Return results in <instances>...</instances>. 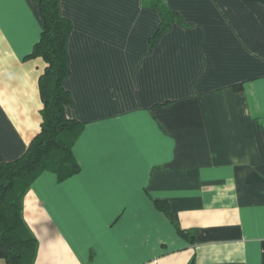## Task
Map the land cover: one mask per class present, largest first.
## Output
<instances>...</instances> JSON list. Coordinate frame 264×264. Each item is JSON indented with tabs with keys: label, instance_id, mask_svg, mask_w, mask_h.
Instances as JSON below:
<instances>
[{
	"label": "crops",
	"instance_id": "obj_1",
	"mask_svg": "<svg viewBox=\"0 0 264 264\" xmlns=\"http://www.w3.org/2000/svg\"><path fill=\"white\" fill-rule=\"evenodd\" d=\"M59 2L79 171L23 198L33 264H264V0H164L157 37L148 0ZM42 31L0 0V167L41 130Z\"/></svg>",
	"mask_w": 264,
	"mask_h": 264
},
{
	"label": "trees",
	"instance_id": "obj_2",
	"mask_svg": "<svg viewBox=\"0 0 264 264\" xmlns=\"http://www.w3.org/2000/svg\"><path fill=\"white\" fill-rule=\"evenodd\" d=\"M33 1L39 5L43 31L31 57H42L47 64L39 79L42 124L24 155L0 167V241L7 247L6 264H33L37 243L22 216V201L32 182L45 171L56 173L60 181L79 171L72 147L82 125L65 113L72 103L65 86L70 74L67 45L72 23L62 16L59 0ZM148 2L162 15L157 37L167 30L175 14L164 0Z\"/></svg>",
	"mask_w": 264,
	"mask_h": 264
}]
</instances>
